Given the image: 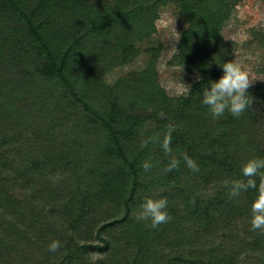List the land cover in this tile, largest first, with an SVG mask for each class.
Returning a JSON list of instances; mask_svg holds the SVG:
<instances>
[{
	"label": "trees",
	"instance_id": "16d2710c",
	"mask_svg": "<svg viewBox=\"0 0 264 264\" xmlns=\"http://www.w3.org/2000/svg\"><path fill=\"white\" fill-rule=\"evenodd\" d=\"M237 2L0 0V264H264V233L250 225L255 190L230 198L224 187L245 160L264 158V77L240 117L213 119L202 104L233 61L222 28ZM168 4L187 23L169 63L198 73L189 92L171 97L160 84L161 45L108 83ZM251 34L264 48V31ZM169 124L171 156L140 146ZM171 157L179 166L165 173ZM146 197L167 200L169 222L136 219Z\"/></svg>",
	"mask_w": 264,
	"mask_h": 264
},
{
	"label": "clouds",
	"instance_id": "9594fccd",
	"mask_svg": "<svg viewBox=\"0 0 264 264\" xmlns=\"http://www.w3.org/2000/svg\"><path fill=\"white\" fill-rule=\"evenodd\" d=\"M176 41H179L180 34L176 32ZM223 74L215 81H209V86L202 92V104L207 107L213 119L222 117L225 112L231 113L235 117H240L249 109H252L253 99L249 93V88L256 79L251 78L249 71L236 61H227L221 65ZM189 92V87L187 86ZM163 118L164 113H160ZM175 130L173 124L167 126V131L161 138L157 133L147 137L141 142V147H146L149 143H159L166 155L171 156L172 132ZM186 166L193 172L199 171L197 163L187 154H184ZM180 161L176 157H171L168 165L163 169L165 173L176 169ZM151 163L144 162L142 168L147 172L151 170ZM259 178V183L257 182ZM224 187L228 189L230 198L238 197L242 192L254 189L256 195L250 206V225L252 231L264 233V158L250 157L241 165V178L224 181ZM168 202L164 198L154 199L146 197L138 212V221L150 220L153 228L169 222L171 219L167 211ZM62 247L59 240H53L48 245V251L56 253Z\"/></svg>",
	"mask_w": 264,
	"mask_h": 264
},
{
	"label": "rangeland",
	"instance_id": "374dc122",
	"mask_svg": "<svg viewBox=\"0 0 264 264\" xmlns=\"http://www.w3.org/2000/svg\"><path fill=\"white\" fill-rule=\"evenodd\" d=\"M186 24L176 6L168 4L161 7L156 20V32L149 39L140 42V52L131 62L114 67L106 75L107 82L113 83L129 71L143 69L150 58L146 48L161 45L156 63L160 84L171 97L186 93L187 86L190 87L198 78V73L187 67L169 63L176 51V32L180 34ZM252 30L264 31V0H238L229 20L222 28V34L225 39L236 42L233 61L240 63L249 71L250 77L256 79L252 85L254 86L264 77V48L255 43Z\"/></svg>",
	"mask_w": 264,
	"mask_h": 264
}]
</instances>
